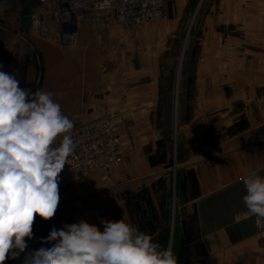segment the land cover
<instances>
[{
    "label": "rangeland",
    "instance_id": "374dc122",
    "mask_svg": "<svg viewBox=\"0 0 264 264\" xmlns=\"http://www.w3.org/2000/svg\"><path fill=\"white\" fill-rule=\"evenodd\" d=\"M35 5L4 0L0 10L27 21ZM163 10L159 18L131 25L105 26L85 17L73 36L50 39L63 52L54 51L43 65L45 77L30 87L53 89L73 129L105 117L120 147L117 163L79 177L65 164L50 219L59 230L81 220L99 226L95 219L109 214L112 192L117 204L132 205L140 229L152 225L158 205L164 217L167 203L170 237L164 247L171 248L175 202L185 197L183 182L195 176L190 166L222 152L247 121H261L264 135V0H164ZM2 18L12 27L17 22ZM206 141L212 149L206 150ZM174 176L182 192L177 198L170 192L165 201L164 186ZM257 229L258 257L232 253L218 259L206 255L198 240L195 255L172 250L178 264H264V227Z\"/></svg>",
    "mask_w": 264,
    "mask_h": 264
},
{
    "label": "clouds",
    "instance_id": "9594fccd",
    "mask_svg": "<svg viewBox=\"0 0 264 264\" xmlns=\"http://www.w3.org/2000/svg\"><path fill=\"white\" fill-rule=\"evenodd\" d=\"M2 69L0 64V264H5L25 252L37 216L47 221L56 214L59 177L76 144L70 135L74 122L53 93H30ZM243 183L248 214L264 227V176L252 172ZM101 223L103 231L85 220L53 227L42 243H55L28 253L24 264H178L171 248L130 222Z\"/></svg>",
    "mask_w": 264,
    "mask_h": 264
},
{
    "label": "crops",
    "instance_id": "0c3cea01",
    "mask_svg": "<svg viewBox=\"0 0 264 264\" xmlns=\"http://www.w3.org/2000/svg\"><path fill=\"white\" fill-rule=\"evenodd\" d=\"M35 1L37 7L39 1ZM36 7L35 9L38 8ZM19 15L16 12L4 15L2 9L0 10V64L3 65V71L16 76L20 85L33 86L37 84L38 79L45 77L46 70L43 65L49 62L48 59L52 58L54 51L63 52L62 45L50 43L49 38L33 30L29 24L30 19L21 21ZM2 17L17 21V25L12 27L5 24ZM42 90L53 92V89L49 88ZM247 122L248 125L242 134L233 139V142H226L227 147L222 146V152L215 156L211 153L210 157L206 155L205 158L195 161L194 170L191 166L188 169L190 176H193V172L195 176L188 177L187 185L183 182V186L187 188H184L185 197L183 200L178 197L175 202V214H178V218L174 220L171 249L175 247L177 252L183 255H195L198 240L203 243L206 255L218 259L232 253L259 256L260 233L255 218L248 214L243 203V197L246 195L243 177L252 172L264 176V135L260 131L261 121ZM209 145L212 149V142L206 141V150ZM180 186L174 176L172 185L164 186V200L166 201L170 192L177 198L176 195L181 191ZM129 187L131 186L125 187L124 190H131ZM109 195V214L95 219L100 224V230L103 231L104 228L102 219H124L138 228L134 223L132 205L127 202L117 204L113 200L114 193L110 192ZM158 207V217L155 215L154 219L150 215L152 225L142 229L144 233L152 236L153 241L164 247L166 243L168 245L170 237L166 227L168 204L164 206V217L161 215L162 207ZM175 239H178L177 243Z\"/></svg>",
    "mask_w": 264,
    "mask_h": 264
},
{
    "label": "built area",
    "instance_id": "2783aa9c",
    "mask_svg": "<svg viewBox=\"0 0 264 264\" xmlns=\"http://www.w3.org/2000/svg\"><path fill=\"white\" fill-rule=\"evenodd\" d=\"M4 0H0V6ZM39 6L33 11L30 19L33 30L49 39L63 41L75 31L76 23L85 17L100 19L105 26L116 21L121 25L144 23L159 18L163 14L164 0H38ZM101 15V16H100ZM20 87L34 93L28 85ZM76 144L74 153L68 161L72 173L79 177L82 174L108 167L117 163L120 147L113 136L109 121L105 118L93 119L90 122L72 129L70 133ZM58 227L55 222L35 218L33 238L28 240V247L18 258H8L5 264H24L25 256L40 247H51V243H42L50 230Z\"/></svg>",
    "mask_w": 264,
    "mask_h": 264
},
{
    "label": "bare ground",
    "instance_id": "6f19581e",
    "mask_svg": "<svg viewBox=\"0 0 264 264\" xmlns=\"http://www.w3.org/2000/svg\"><path fill=\"white\" fill-rule=\"evenodd\" d=\"M98 20H100V19H98ZM102 22V21H101ZM73 36V35H72ZM52 222H54V221H52Z\"/></svg>",
    "mask_w": 264,
    "mask_h": 264
}]
</instances>
